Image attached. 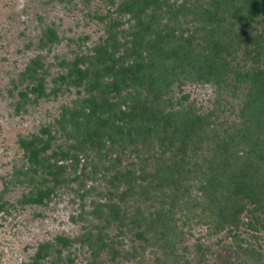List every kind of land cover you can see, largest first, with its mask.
<instances>
[{
  "label": "trees",
  "instance_id": "trees-1",
  "mask_svg": "<svg viewBox=\"0 0 264 264\" xmlns=\"http://www.w3.org/2000/svg\"><path fill=\"white\" fill-rule=\"evenodd\" d=\"M165 5L167 0H122L116 5V16L107 18V36L95 45L92 55L79 58L61 76L85 92L81 102L59 122L61 135L73 141L61 158L77 167L82 157V170H86L94 152L101 158L114 155L116 160L134 155L126 167L119 161L102 167L110 169V183L113 180L125 187L117 197L109 196L107 203L95 207L92 215L101 227L94 225L95 233L91 231L80 241L97 258L101 253L111 260L120 257V235L125 227H131L141 243L163 250L165 257L156 259L158 264H179L184 253L179 257L174 250L183 244L185 232L177 228L190 225V214L220 233L238 228L245 211L256 215L247 226L255 223L264 234V223L259 221L264 216V21H259L263 27L259 33H244L245 26L259 18L264 0H183L167 6V19L161 14ZM191 18L200 22V27L188 29ZM230 18L243 20L245 26L235 28ZM227 23L231 24L228 30L224 28ZM54 34L49 30L48 36ZM36 72L29 69L30 76H36L34 91L46 96ZM229 77L233 83L241 81L246 99L240 127L245 137L234 147L215 131L203 132L199 117L191 120L179 109L173 112L164 99L174 82L211 78L227 82ZM167 106L170 110L165 111ZM230 127L237 132V127ZM40 133L41 137L23 140L21 146L31 172L40 169L42 183L52 177V183L58 185L65 166L53 170L42 155L55 136L50 127L41 128ZM197 140L206 141L203 152L211 153L213 177L198 188L203 197L194 200L189 213L190 189L183 183L181 171L195 164V154L201 148ZM39 143L42 145L37 146ZM199 169L194 170L196 175ZM30 179L29 183L36 182ZM52 192V188H37L27 199L43 204ZM113 230L116 233L110 237L108 232ZM70 244L68 239L57 238L55 244L39 245L30 264L60 259L58 245Z\"/></svg>",
  "mask_w": 264,
  "mask_h": 264
},
{
  "label": "rangeland",
  "instance_id": "rangeland-1",
  "mask_svg": "<svg viewBox=\"0 0 264 264\" xmlns=\"http://www.w3.org/2000/svg\"><path fill=\"white\" fill-rule=\"evenodd\" d=\"M121 1L0 0V264H30L39 245L55 244L57 238L68 239L71 244L67 247L58 245L60 259L46 258L43 264H54L55 260L58 264H158L156 259L165 257L163 250L155 244L137 240L131 227H125L120 235L121 256L115 260L106 253L95 257L87 244L80 242L90 236L91 231L95 233L94 225H100L92 215L95 207L107 203L109 196L117 197L125 187L113 180L111 184L108 179L110 169L102 167H111L115 161L126 167L130 159L134 160V155L129 160L125 157L116 160L114 155L101 158L94 152L86 170H82V157L77 167L61 158L73 141L70 136L61 135L59 122L65 112L85 96L83 88L62 80L61 76H65L79 58L92 55L95 45L107 36V18L116 16L114 11ZM182 1L167 0V5L161 8L163 17L167 19L168 5ZM190 21L188 29L200 27V22L196 23L192 18ZM229 21L236 23L235 28L245 26L243 20L237 22L230 18ZM259 21H264L263 8L259 18L245 26L244 33H259L263 28ZM227 24L228 28L224 26L226 30L231 26ZM128 25L123 28L127 29ZM49 30H53L54 36H48ZM32 68L37 69L36 75L42 78L46 96L41 97L34 91L36 76L29 74ZM218 78L174 82L164 99L168 106H172L173 112L179 109L183 117L191 120L199 117L203 132L215 131L224 136L221 138L223 142L234 147L245 137L240 130L245 118L241 115L246 100L242 91L244 85L241 81L233 83L230 77L227 82H219ZM168 106L165 111L170 110ZM45 127L51 128L55 139L43 157L53 170L65 166L58 185L53 184L51 176V181L42 183L40 169L31 172L27 152L21 146L23 140L41 137V128ZM228 127H237L238 130L235 132ZM255 136L251 139L254 140ZM42 139L45 140L46 136ZM197 142L201 148L195 154V164L181 171L182 181L190 189L189 213L194 200L203 197L198 188L207 184L209 177L212 181L213 177L209 169L211 153L203 152L206 141ZM198 168L196 175L194 170ZM261 176L264 178V173ZM29 178L36 182L29 183ZM44 187L52 188L54 192L44 199L43 204L27 199L37 188ZM255 216L244 211L238 228L214 233L211 226L190 214V225L183 230L177 228L185 232L183 244H178L174 250L179 257L184 253L183 259H178L179 264H264V234L256 229L255 223L247 226L251 219L254 222ZM259 221L264 223V216ZM115 233L113 230L108 235L112 237Z\"/></svg>",
  "mask_w": 264,
  "mask_h": 264
}]
</instances>
